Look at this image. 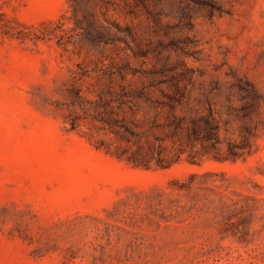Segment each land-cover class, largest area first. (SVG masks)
Here are the masks:
<instances>
[{"label": "rangeland", "instance_id": "rangeland-1", "mask_svg": "<svg viewBox=\"0 0 264 264\" xmlns=\"http://www.w3.org/2000/svg\"><path fill=\"white\" fill-rule=\"evenodd\" d=\"M82 10L115 42L71 31L68 0H0V264H264V0H100ZM59 20L75 34L66 45L4 33ZM249 84L254 109L241 90ZM123 87L162 102L160 89H180L175 114L211 110L224 141L252 136L253 155L133 168L107 152L124 145L87 104ZM141 105L147 129L156 113Z\"/></svg>", "mask_w": 264, "mask_h": 264}, {"label": "trees", "instance_id": "trees-1", "mask_svg": "<svg viewBox=\"0 0 264 264\" xmlns=\"http://www.w3.org/2000/svg\"><path fill=\"white\" fill-rule=\"evenodd\" d=\"M68 1L74 13V26L70 29L71 31L88 42L97 44L115 42V38L108 33L107 27L99 19L98 14L82 10L84 3L96 4L100 0ZM106 2L110 3V1ZM102 15L105 14L102 13ZM4 33L21 42L38 43L56 38L60 45L71 43L75 35L65 29L61 20L44 22L39 26H27L20 23L11 26L8 23ZM249 86L250 91L246 88L241 90L245 93V97L250 99L249 107L254 109L258 106L256 100L259 97L253 85L249 84ZM159 92L161 97L169 102L154 100L152 91L146 87L135 90H127L123 87L120 91H110L108 95L100 96L94 103H87L99 112L101 121L109 126L118 141L124 145L117 147L115 152H111L108 148V153H112L133 168L146 170L167 169L183 161L194 165H202L206 161L237 162L253 155L254 143L250 134H243L240 142L224 141L220 134V125L211 110L196 117L177 115L175 102L183 98L184 93L178 88L174 92L164 89H160ZM74 93L75 98H81L78 90ZM141 101L151 104V109L156 113L147 129H144V121L137 118L143 109ZM83 109L88 111L86 106ZM165 109L169 111L165 119L161 120V111ZM129 113L134 118L130 119ZM71 125V130L77 127L74 122ZM225 143L226 146H224ZM207 174L209 173L203 175ZM195 176L199 174L191 175V177Z\"/></svg>", "mask_w": 264, "mask_h": 264}]
</instances>
